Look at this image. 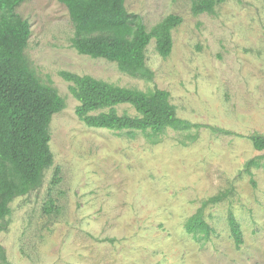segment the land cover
Listing matches in <instances>:
<instances>
[{
  "label": "rangeland",
  "instance_id": "rangeland-1",
  "mask_svg": "<svg viewBox=\"0 0 264 264\" xmlns=\"http://www.w3.org/2000/svg\"><path fill=\"white\" fill-rule=\"evenodd\" d=\"M193 1H126L148 30L169 15L183 18L168 57L155 39L147 48L152 81L78 53L75 26L58 0H26L17 8L31 23L28 64L66 106L50 123L54 160L42 184L16 198L11 215L0 219V243L11 263L264 264V158L245 169L262 152L245 137L208 127L264 134V0H223L214 13L200 14ZM63 71L167 90L181 118L204 126L157 136L89 127L76 114L79 101ZM116 111L136 114L129 105ZM220 193L226 198L205 209L215 229L211 239L188 234L186 219ZM230 213L242 228L239 247Z\"/></svg>",
  "mask_w": 264,
  "mask_h": 264
},
{
  "label": "trees",
  "instance_id": "trees-1",
  "mask_svg": "<svg viewBox=\"0 0 264 264\" xmlns=\"http://www.w3.org/2000/svg\"><path fill=\"white\" fill-rule=\"evenodd\" d=\"M26 0H0V219H7L11 203L38 188L44 172L53 164L50 147V123L55 113L66 106L65 99L52 85L43 83L30 68L25 50L32 34L31 23L18 13ZM64 4L75 26L72 46L80 54L116 62L130 76L152 81L154 72L147 64V48L156 40L158 53L166 58L173 49V30L183 22L179 15H169L148 30L140 15L130 13L127 0H58ZM223 0H194L193 12L214 13ZM71 82L70 92L79 101L76 114L89 127L133 133L141 131L157 136L167 129L191 130L204 125L178 115L170 92L155 88L144 91L127 88L95 78L61 72ZM129 105L136 114H119L116 107ZM107 110H109L107 112ZM213 133L247 138L262 152L245 166L260 165L264 158V134L240 135L230 130L208 126ZM59 168L55 172L59 175ZM59 179H57L58 181ZM226 193L202 201L184 224L185 231L198 240L209 241L215 229L205 218V209L221 202ZM48 204L45 209L54 208ZM228 223L239 247L244 243L240 223L233 213ZM0 264H13L0 243Z\"/></svg>",
  "mask_w": 264,
  "mask_h": 264
}]
</instances>
